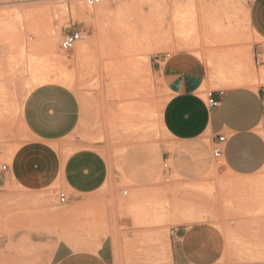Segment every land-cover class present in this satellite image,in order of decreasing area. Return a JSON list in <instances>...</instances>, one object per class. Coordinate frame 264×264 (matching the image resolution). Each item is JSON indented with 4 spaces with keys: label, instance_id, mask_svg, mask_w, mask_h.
<instances>
[{
    "label": "rangeland",
    "instance_id": "obj_1",
    "mask_svg": "<svg viewBox=\"0 0 264 264\" xmlns=\"http://www.w3.org/2000/svg\"><path fill=\"white\" fill-rule=\"evenodd\" d=\"M165 1L155 7L137 0L130 11L117 12L118 5L132 0H102L94 7L83 0H0V162L10 166L19 147L31 142L21 123L26 93L43 82L62 83L75 92L81 107L65 154L93 148L109 170L101 189L84 197V218L76 227L112 233L118 243L128 230L123 222L129 220L131 231L141 230L147 263L164 264L169 256L160 238L169 242L171 228L207 223L225 239L221 263L264 261V167L247 177L231 175L205 138H170L160 123L167 95L153 70L154 59L186 50L207 67L209 85L203 97L214 87L247 83L240 76L248 67L240 69L236 63L248 55L253 39L248 18L237 8L248 9L249 2ZM189 1L196 16L187 14L179 23L175 9ZM72 3L79 4L83 16L72 14ZM64 6L71 10L64 11ZM34 7L47 8L49 17L8 25L10 11ZM50 27L54 52L44 49ZM75 28H83V38L71 50H61L62 36ZM258 131L264 137V123ZM164 160L170 167L167 175L162 173ZM241 187L247 189L241 192ZM62 190L66 195L59 184L52 193L35 196L14 185L0 191V237L25 231L56 239Z\"/></svg>",
    "mask_w": 264,
    "mask_h": 264
},
{
    "label": "crops",
    "instance_id": "obj_2",
    "mask_svg": "<svg viewBox=\"0 0 264 264\" xmlns=\"http://www.w3.org/2000/svg\"><path fill=\"white\" fill-rule=\"evenodd\" d=\"M248 10L253 43L247 63L251 65L250 58L254 63L253 71L246 69L240 77L254 79V84L214 87L206 98L202 92L209 85L208 71L195 54L180 50L153 61L167 95L161 111L164 132L182 142L205 138L211 147L218 135H224L218 159L225 171L241 177L264 167V137L258 131L264 123V83H259L264 79V0L249 2ZM80 110L75 92L59 82H43L26 93L21 123L31 142L20 146L8 169L0 172V191L14 185L35 196L52 193L59 184L67 194L58 211L56 239L25 231L0 237L2 264H154L147 263L141 230L131 231L129 220L123 222L128 230L118 243L112 233L75 226L84 218L80 209L85 206L84 197L101 189L108 177L107 161L99 151L82 147L65 154L66 140L77 127ZM160 239L170 257L164 264H224L220 257L225 239L207 223L171 228L169 242ZM20 250L33 253L22 255Z\"/></svg>",
    "mask_w": 264,
    "mask_h": 264
},
{
    "label": "bare ground",
    "instance_id": "obj_3",
    "mask_svg": "<svg viewBox=\"0 0 264 264\" xmlns=\"http://www.w3.org/2000/svg\"><path fill=\"white\" fill-rule=\"evenodd\" d=\"M137 2V0H132V2H130V4H120V5H118V8H117V12H122V11H130L131 10V6H133V4H135L136 2ZM172 1H174V0H172ZM233 1H235V0H233ZM237 1V0H236ZM166 1L165 0H147V3H150L152 6H154L155 5V7H157V5L158 4H160L158 7H160V6H162V4L161 3H165ZM174 5H176L175 3H174ZM184 5V6H183ZM183 5H180L179 7H176V9H175V18L177 19V21L179 22V23H182V21H183V19L186 17V15L187 14H189V15H191L193 18L196 16V8H195V5L192 3V2H186V3H184ZM234 5V4H233ZM70 6V5H69ZM69 6H68V8H67V6L65 7H63V9H64V11L65 10H67V9H69ZM72 11H73V13L72 14H74V15H82L83 16V14H84V11H83V9H81V7L79 6V4H78V6L75 4V3H72ZM104 7V6H103ZM105 8V7H104ZM171 8H172V6H171ZM33 9H35V7L34 8H31L30 10H26L25 12H23V13H20L17 9H14V10H12V11H10L9 12V19H10V21H9V24L8 25H10V26H14L15 24H20V20L21 19H24V18H28V19H30V20H35V19H37V17H41V16H44L45 17V14H46V16H48L49 17V15H47V13H48V10H47V8H40L39 9V7H37V9H35V10H33ZM108 9V8H107ZM158 9V8H157ZM236 9V8H235ZM240 10L239 12H240V14L242 15H240V14H238L239 16H241V17H243L244 19H247L248 17H249V10L247 9V8H237V10ZM69 10H71V9H69ZM68 10V11H69ZM90 10V9H89ZM101 10H103V9H101ZM201 10H203V9H201ZM87 11V10H86ZM105 11V10H104ZM109 11V10H108ZM107 11V12H108ZM203 12V11H202ZM105 13V12H104ZM104 13H101V14H104ZM201 13V12H200ZM236 13V12H235ZM54 14V16L57 14V13H53ZM198 14V13H197ZM231 14V13H230ZM237 14V13H236ZM238 15H236L237 17H238ZM233 16V15H232ZM48 17H45V19L46 18H48ZM78 17V16H77ZM228 17V16H227ZM43 18V17H42ZM239 18V17H238ZM201 19V18H200ZM203 20V19H202ZM240 20H242V19H240ZM47 21V20H46ZM203 22V21H202ZM174 23V22H173ZM6 24V23H5ZM175 24V23H174ZM183 24V23H182ZM206 24V23H205ZM47 26V25H46ZM45 26V27H46ZM184 26V25H183ZM48 27V26H47ZM219 28V27H218ZM52 27H50L49 28V30H48V32L45 34V41H44V49L46 50V51H48V52H54L55 51V39H54V35L52 34ZM179 31V30H178ZM83 38V37H82ZM81 40V39H80ZM79 40V41H80ZM78 41V42H79ZM77 42V43H78ZM76 43V44H77ZM75 44V45H76ZM22 49H23V47H22ZM78 54V53H77ZM244 55H246V54H244ZM241 56H242V54H241ZM247 56V55H246ZM246 56H244L245 57V59H246ZM241 58V57H240ZM240 58H238V61H237V63H236V66L237 67H239L240 69H242V68H247L248 67V69H250V71L252 72L253 71V66L251 67V65L249 66V62L247 63V59L245 60L246 61V63H245V61L244 60H240ZM242 58H243V56H242ZM249 61V60H248ZM252 68V69H251ZM262 71V70H261ZM250 72V73H251ZM262 74V73H261ZM254 79L252 80V79H250V80H248L247 79V83H249V84H254ZM206 98H207V96H206ZM160 123H161V116H160ZM161 126H162V124H161ZM162 128H163V126H162ZM109 171V170H108ZM244 181V180H243ZM245 182L249 185L250 183H248V181L247 180H245ZM250 182V181H249ZM245 183V184H246ZM235 185H237V184H235ZM239 185V184H238ZM244 185V184H243ZM241 186V185H240ZM243 187V186H242ZM242 187H241V189H242ZM245 187H248V186H245ZM247 189V188H246ZM245 188L244 189H242L241 190V192L242 191H244V190H246ZM251 189V188H250ZM251 191V190H250ZM253 191V190H252ZM251 191V192H252ZM259 192V191H258ZM238 193V192H237ZM254 193V192H253ZM257 192H255V194H256ZM243 194V193H242ZM240 196V195H239ZM246 196V195H245ZM243 198V197H242ZM249 198H251V197H249ZM252 200V199H251ZM249 202V201H248ZM241 203V202H240ZM243 203V202H242ZM240 205H242V204H240ZM244 205V204H243ZM74 209V208H73ZM62 214V213H61ZM261 222V221H260ZM261 224V223H260ZM263 229V228H262ZM261 230V229H260ZM263 231H264V229H263ZM264 235V234H263ZM163 240H164V238H163ZM160 241H161V239H160ZM167 241V240H166ZM168 242V241H167ZM163 243V242H162ZM167 244V243H166ZM165 245V244H164ZM168 247V246H167ZM170 258V257H169ZM168 259V258H167ZM167 263V262H166ZM165 263V264H166Z\"/></svg>",
    "mask_w": 264,
    "mask_h": 264
},
{
    "label": "built area",
    "instance_id": "obj_4",
    "mask_svg": "<svg viewBox=\"0 0 264 264\" xmlns=\"http://www.w3.org/2000/svg\"><path fill=\"white\" fill-rule=\"evenodd\" d=\"M247 1L252 2L254 0H247ZM83 2L88 7H94V6L99 5L102 2V0H83ZM83 35H84L83 28H75V29H72L71 31L66 32L62 36L60 43H59L61 50L63 51L71 50L75 46V44L80 39H82ZM164 55H168V53ZM158 58H160V56ZM209 102L212 103V100L209 99ZM225 141H226V137L224 135L217 136V139L214 145L212 146V153L214 157L218 158L221 155L222 145L225 143ZM7 169H8V165L6 163L0 162V172L6 171ZM169 170H170V167L168 163L166 162V160H164L162 164V173L167 175ZM58 199L60 203H63L66 201V195L63 192H60Z\"/></svg>",
    "mask_w": 264,
    "mask_h": 264
}]
</instances>
